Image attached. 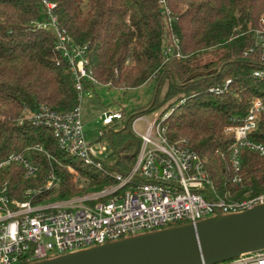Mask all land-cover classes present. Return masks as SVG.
I'll return each mask as SVG.
<instances>
[{"label":"trees","instance_id":"obj_1","mask_svg":"<svg viewBox=\"0 0 264 264\" xmlns=\"http://www.w3.org/2000/svg\"><path fill=\"white\" fill-rule=\"evenodd\" d=\"M51 1L56 3L60 27L86 47L88 66L98 83L128 89L155 79L154 97L134 112L123 110V118L110 127L116 148L102 159L103 169L86 166L60 147L53 128L28 120L19 123L25 110H35L41 103L73 108L80 103V94L68 58L55 47V32L38 23L47 16L42 1L0 0V160L13 151H28L40 166L32 177H26L23 165L16 162L0 168L3 208L16 207L15 199L37 203L113 183L110 171H128L136 159L121 154L114 164L117 149L129 139L140 143L131 128L135 115L166 102L162 114L172 109L166 121L169 139L187 140L204 158L221 192L241 197L264 191V155L248 147L242 150L244 185L232 180L229 148L234 137L225 132L227 125L248 113L255 97L264 100V74L253 72L264 69L262 54L254 47L255 32L264 30V0ZM166 44L174 47L168 56ZM208 52L217 58L202 63L200 58ZM228 78V90H210ZM83 81L85 90L96 85L87 78ZM251 137L264 142V114ZM133 149L130 144L121 153ZM76 171L85 185L73 179ZM52 174L58 186L28 193Z\"/></svg>","mask_w":264,"mask_h":264},{"label":"built area","instance_id":"obj_2","mask_svg":"<svg viewBox=\"0 0 264 264\" xmlns=\"http://www.w3.org/2000/svg\"><path fill=\"white\" fill-rule=\"evenodd\" d=\"M41 1L47 16L38 23L55 32V47L68 58L81 98L85 90L84 78L98 83L88 66L86 47L76 44L60 27L54 10L56 3ZM254 38V47L261 52L264 62V30H257ZM173 48V44H166L165 55H170ZM253 72L260 76L264 69ZM230 82L228 78L222 84L211 86L210 90L224 92L229 89ZM171 111L146 119L143 130L138 129L136 123L145 118L144 115L134 120V131L141 139L136 159L128 171H110L115 179L113 183L69 198L37 203L15 199L14 208L0 205V264H23L166 226L196 223L218 212L243 211L264 202V191L248 192L241 197L229 190L221 192L204 158L186 144L187 140L169 139L166 121ZM262 114L264 100L255 97L241 121L225 127V132L234 137L229 148L232 180L241 186L244 185L242 150L248 147L264 155V142L251 137ZM123 116L122 109H107L102 121L106 127ZM18 120L53 128L61 148L86 164L103 169V158L99 154L105 147H96L88 139L80 103L70 109L41 103L35 110H25ZM105 127L99 131L100 136L108 131ZM36 148L44 149L43 145ZM12 162L23 165L26 177L35 176L40 169L28 151L10 152L0 160V168ZM58 184L52 174L39 189H29L28 193ZM212 264H264V248Z\"/></svg>","mask_w":264,"mask_h":264},{"label":"water","instance_id":"obj_3","mask_svg":"<svg viewBox=\"0 0 264 264\" xmlns=\"http://www.w3.org/2000/svg\"><path fill=\"white\" fill-rule=\"evenodd\" d=\"M130 144L133 151L121 153ZM138 148L139 143L129 139L117 149L114 164L121 154L135 156ZM261 248L264 202L243 211L218 212L196 223L166 226L23 264H212Z\"/></svg>","mask_w":264,"mask_h":264},{"label":"rangeland","instance_id":"obj_4","mask_svg":"<svg viewBox=\"0 0 264 264\" xmlns=\"http://www.w3.org/2000/svg\"><path fill=\"white\" fill-rule=\"evenodd\" d=\"M217 58V54L214 52H208L204 54L200 60L202 63ZM155 92V79H151L145 84L139 87H133L128 89L116 88V87H108L103 83H96L94 87L84 90L81 98L80 105L82 111V117L85 125V129L87 131V137L91 140L96 147H105L104 151L100 153L101 158L107 157L112 151L113 146L111 144L108 133L100 136V130L104 128V124L102 121L103 112L107 109L113 110H125L126 113L134 112L137 109H141L143 106L147 105L154 97ZM168 106L166 102L161 107L157 109H153L151 111L139 112L135 115L131 128L134 131L133 122L134 120L140 116L144 115L145 118L137 121L136 125L138 129L143 130L146 126V119H152L154 116L158 117L162 114L164 108ZM169 111V110H168ZM118 120V119H117ZM115 120V121H117ZM106 126V130H108L111 126ZM135 132V131H134ZM124 164V163H123ZM86 166L88 164L85 163ZM73 179L80 185H85V178L76 171ZM56 194V192H54ZM86 193V192H85ZM76 194V195H82ZM72 195V196H76ZM71 197V196H69ZM66 197V198H69ZM57 199H47V200H58ZM91 203V201H90Z\"/></svg>","mask_w":264,"mask_h":264}]
</instances>
